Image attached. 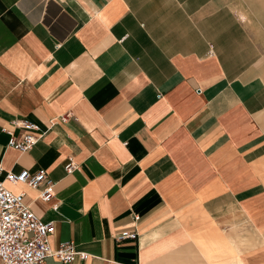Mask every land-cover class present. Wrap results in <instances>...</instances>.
Masks as SVG:
<instances>
[{
	"label": "crops",
	"instance_id": "crops-1",
	"mask_svg": "<svg viewBox=\"0 0 264 264\" xmlns=\"http://www.w3.org/2000/svg\"><path fill=\"white\" fill-rule=\"evenodd\" d=\"M0 167L85 254L43 264H264V0H0Z\"/></svg>",
	"mask_w": 264,
	"mask_h": 264
},
{
	"label": "built area",
	"instance_id": "built-area-1",
	"mask_svg": "<svg viewBox=\"0 0 264 264\" xmlns=\"http://www.w3.org/2000/svg\"><path fill=\"white\" fill-rule=\"evenodd\" d=\"M66 117L62 115L59 120L64 121ZM1 130L7 135L6 145L20 153L28 151L39 137V126L23 118L10 120L9 127ZM73 169L72 162L64 166L66 173ZM4 182L27 185L36 191V199L42 202H49L53 197L52 183L44 169L29 171L22 168L14 172L0 167V264H43L47 257L70 262L76 256H85L75 250L71 241L60 242L56 248H51L48 236L53 231L52 222L39 219L23 201V193L11 191ZM135 237L136 232L127 229L113 236L116 241Z\"/></svg>",
	"mask_w": 264,
	"mask_h": 264
}]
</instances>
